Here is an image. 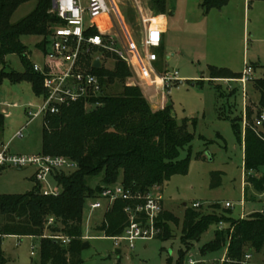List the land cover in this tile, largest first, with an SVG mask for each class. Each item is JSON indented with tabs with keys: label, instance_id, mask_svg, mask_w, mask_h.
I'll return each mask as SVG.
<instances>
[{
	"label": "rangeland",
	"instance_id": "1",
	"mask_svg": "<svg viewBox=\"0 0 264 264\" xmlns=\"http://www.w3.org/2000/svg\"><path fill=\"white\" fill-rule=\"evenodd\" d=\"M114 3L123 24L119 22L118 14L114 13L112 19L116 28L112 35L119 34L126 48L129 47L130 35L141 49L139 5L150 15V0H114ZM36 4L34 0L22 5L12 17V23L26 18ZM83 6H88V0H83ZM170 10L175 13L172 15ZM153 15L161 16L156 12ZM166 15L171 19L170 40L164 42L162 49L152 50L159 57L152 68L161 76L169 69L177 72L179 82L173 83L163 93L157 90L161 84L149 85L140 80L133 70V75L127 74L123 80L116 79L109 89L110 95L115 96L122 92L123 84L136 86L151 107L158 106L152 107L153 110H163L172 105L178 122L183 124L188 121L187 129L194 135V141L190 150L181 153L182 159L190 156L188 173L174 176L165 185L153 187L149 192H161L163 206L160 214L168 212L179 222H169L170 240H160L163 229L155 227L152 240L136 241L132 247L128 241L108 238L97 231L104 221L107 202L92 215L87 205L83 242L88 243V247L81 250L83 264H178L180 251L185 249L181 242L183 221L194 204L201 205L195 210L201 216L222 215L225 212L236 220L249 218L264 210V192L255 189L257 183H264V168L253 173L255 182L252 183L244 170L245 145L239 141L233 128V120L239 121L245 136V127L251 125L246 119V106L247 113L253 112L255 131L263 134V127L256 123L259 95L253 82L248 86L245 99L238 84L211 82L209 69V66H215L241 73L247 66L255 65L258 68L254 77H264V0H230L222 9H213L209 13L201 8V0H168ZM129 16L133 19L132 25ZM21 42L28 48L31 64L43 69L46 64L43 39L23 35ZM123 45L118 44L117 48L121 50ZM101 56L105 68L114 70V57ZM126 57L131 59L127 53ZM4 69L18 74L25 71L21 58L15 54L8 55L5 63L0 65V71ZM41 104L42 99L35 94L30 82L13 84L9 80L4 81L0 89V113L5 116V127L0 129V151L7 148L9 154L20 156L43 152L45 115L34 119L29 115L31 110L37 113ZM193 121L194 125L191 124ZM19 133L23 136L20 137ZM33 174V169L9 168L0 171V195H20L31 191L35 185ZM101 181V177L89 178L88 184L95 188ZM227 202L232 203L233 208H225ZM132 218L139 222L137 217ZM4 221L5 217L0 215V225ZM143 223H148V220ZM225 227L230 228L229 225ZM234 229L231 228V233ZM216 230L217 227L212 226L199 242L194 243L183 264H188L190 258L200 261L198 264H223L231 236L228 244H222L224 249L208 256L202 253L203 247L215 240ZM40 241L39 238L10 236L3 238L0 246L7 264H40ZM244 253L252 255L249 264H264V249L257 253L249 244Z\"/></svg>",
	"mask_w": 264,
	"mask_h": 264
},
{
	"label": "trees",
	"instance_id": "2",
	"mask_svg": "<svg viewBox=\"0 0 264 264\" xmlns=\"http://www.w3.org/2000/svg\"><path fill=\"white\" fill-rule=\"evenodd\" d=\"M34 0H0V65L8 55H18L24 65L23 74L13 71H0V89L5 80L13 84L30 82L35 94L46 96L44 76L34 70L29 59L28 48L21 42L23 35L39 36L43 39L42 48L46 51L48 38L60 20L54 13V0H36V8L26 18L13 24L12 17L24 4ZM230 0H201L205 13L213 9H222ZM151 10L166 15L168 0H150ZM130 21H133L129 16ZM92 27L86 36L99 35ZM162 47V45H161ZM161 47L159 49H161ZM111 55L116 61L114 70L91 68L96 56ZM87 66L97 75L104 88V96L98 99L99 105L86 108L84 103H75L63 108L58 114L45 116L43 130V152L52 157H63L76 165L73 171L57 173L54 180L60 188L58 196H45L34 177V188L20 195H0V215L5 221L0 225V244L5 237L39 238L41 249L40 264H83L81 250L83 242V224L87 205L101 198L106 187L122 185L131 191L134 198L117 200L105 212L104 221L97 231L108 238L122 237L129 227L131 216L128 208L134 210L137 220H147L144 213H136L139 205L145 204V198L156 186H163L177 175H186L190 156L181 158L194 141V135L188 131V121L180 124L174 115L172 105L163 110H153L140 88L123 84L122 92L110 95L109 87L116 80L133 75L128 64L115 53L94 48L86 55ZM105 62V61H104ZM254 70L258 67L251 66ZM129 72V73H128ZM211 79H238L228 69L210 67ZM212 82V81H211ZM259 95L257 119L264 114V77L253 81ZM252 114L246 109V119L251 125L243 135L239 121L233 120V128L239 141L245 145L244 170L254 183L253 173L264 168V137L255 131ZM241 122V121H240ZM195 124V121L191 122ZM5 127V116L0 113V129ZM264 130V123L262 125ZM190 150V149H189ZM6 170V169H2ZM0 170V171H2ZM101 177V183L93 188L89 178ZM106 185V187H104ZM215 186V185H214ZM255 189L264 192V183H257ZM183 221L181 242L185 249L180 251L178 264H183L186 255L195 242H199L208 230L215 226V240L205 245V256L222 249V244L230 246L224 264H242L246 255L245 248L260 253L264 249V213H255L249 218L233 219L225 212L222 215L201 216L192 208ZM53 219V224H50ZM179 220L168 212L156 219L155 226L163 229L160 240L171 238L169 222ZM229 225V229L220 230L219 225ZM148 224V223H145ZM235 227L233 233L231 228ZM70 238L63 244L49 236ZM0 264H7L0 246Z\"/></svg>",
	"mask_w": 264,
	"mask_h": 264
},
{
	"label": "built area",
	"instance_id": "3",
	"mask_svg": "<svg viewBox=\"0 0 264 264\" xmlns=\"http://www.w3.org/2000/svg\"><path fill=\"white\" fill-rule=\"evenodd\" d=\"M114 0H88V6H83V0H55L54 13L60 20L51 35L48 38L45 56L46 64L43 69L34 65V70L44 76V89L46 96H43L42 104L37 113L32 110L29 112L33 119L43 114H58L63 108L69 107L75 103H84L86 108L99 105L98 99L104 96V88L100 78L95 75L91 68L96 58H100L105 66L104 60L96 56L91 62V68L87 66L86 55L90 54L94 48H100L111 53H115L119 58L125 61L129 67H138L137 75L140 80L152 85L159 83L162 86V92L172 87V84L179 82L178 73L172 71L164 75H158L152 68L153 64L158 62L157 53L153 49H158L163 43L162 30L149 19L144 20L146 33L142 40L141 49L135 44L129 36V47L124 48L119 34L110 35L102 33L93 37H87L88 29L95 27L99 29L98 21L101 18H108L115 29L112 15L118 14V20L123 24L121 15L117 12ZM148 25V26H147ZM123 45L122 49L117 46ZM143 50V56L141 55ZM126 53L131 55L135 61L132 63L126 57ZM254 69L247 66L241 77L232 80H223L227 83H236L242 88L244 99L247 97L248 86L254 81ZM164 98V97H163ZM245 106V115H246ZM257 125L264 123V114L257 119ZM246 128V127H245ZM22 137L23 134L19 133ZM15 168L19 170L33 169L36 182L40 184L42 193L45 196H58L60 188L57 186L54 176L57 173L73 171L76 165L63 157H52L43 154L32 156L12 155L7 152V148L0 151V170ZM54 181V184L52 183ZM134 198L131 191L126 190L122 185L106 187L101 198L88 204L90 214L103 208L104 202H107V209L117 200L129 201ZM244 204V201L242 202ZM163 206V197L161 192L148 194L145 198V204L139 205L135 212L144 213L147 216L148 224L136 222L132 217H136L134 210L128 208L126 212L130 214L131 220L123 237L114 239L128 241L132 247L136 241H147L153 239L156 219L159 217ZM200 204H194L193 208H199ZM233 204L227 202L225 208H233ZM132 213V214H131ZM264 213V210L261 211ZM245 219V218H242ZM50 219V224H53ZM220 230L226 229L225 224L219 225ZM49 238L59 240L63 244L70 243V238L52 236ZM228 252V250H227ZM225 253L222 263L226 261ZM252 255L248 254L242 264H249ZM200 261L189 259L188 264H198Z\"/></svg>",
	"mask_w": 264,
	"mask_h": 264
},
{
	"label": "crops",
	"instance_id": "4",
	"mask_svg": "<svg viewBox=\"0 0 264 264\" xmlns=\"http://www.w3.org/2000/svg\"><path fill=\"white\" fill-rule=\"evenodd\" d=\"M139 8H140V15L138 16V22H139V26L141 27V32H142V40H143V37L145 36V33H146V26H145V23L146 22H144V20L146 21V20H150L151 22H153V24H155V25H157L161 30H162V32H163V43H162V47H161V49L163 48V45H164V42L165 43H168L169 42V40H170V36H169V34L171 33V19L167 16V15H161V16H157V15H153V11H151V10H149V12L151 13L150 15L149 14H147V13H145L144 12V9L143 8H141L140 7V5H139ZM170 13L173 15V13H175V11H173V10H170ZM132 21L130 22V24L132 25ZM125 25H126V23H125ZM98 26H99V31L100 32H102V33H109L110 35L113 33V30H115L114 28H113V25H112V23H111V21L108 19V18H101L99 21H98ZM127 26V25H126ZM148 26V25H147ZM116 28V27H115ZM127 28H128V26H127ZM177 31V30H176ZM130 36V35H129ZM131 37V36H130ZM132 38V37H131ZM132 40H133V38H132ZM142 40H141V42H140V46L142 45ZM134 41V40H133ZM142 47V46H141ZM123 48V47H122ZM124 48H126L125 46H124ZM127 49V48H126ZM159 49V48H158ZM156 53V52H155ZM141 55L143 56V50H142V52H141ZM158 59H159V57H158ZM170 59V57H168V60ZM131 61H132V63H135V61L131 58ZM159 61V60H158ZM210 67H215V66H209V69H210ZM216 68H218V67H216ZM130 69H131V71L133 72V70L136 72L137 71V69H138V67H137V65H136V67H130ZM229 70V69H228ZM169 71V73H171L173 70H171V69H169L168 70ZM245 71V70H244ZM243 71V72H244ZM175 72V71H174ZM243 72H241V73H235V74H240V75H242V73ZM254 72H255V70H254ZM137 73V72H136ZM159 75V74H158ZM223 80H232V79H211V81L212 82H225V81H223ZM227 83V82H226ZM182 84V83H181ZM157 90L158 91H161L162 92V88H161V86L160 87H157ZM164 103H165V105H166V101H165V98H164ZM163 103V104H164ZM164 106V105H163ZM152 107H154V108H158V106H152ZM34 188V187H33ZM13 237H15V236H13ZM17 238H20V237H17Z\"/></svg>",
	"mask_w": 264,
	"mask_h": 264
},
{
	"label": "water",
	"instance_id": "5",
	"mask_svg": "<svg viewBox=\"0 0 264 264\" xmlns=\"http://www.w3.org/2000/svg\"><path fill=\"white\" fill-rule=\"evenodd\" d=\"M93 67L95 69H102L103 68L102 60L100 58H96L95 61H94ZM104 187H106V185H104ZM86 247H88V243H84L82 245V249H84Z\"/></svg>",
	"mask_w": 264,
	"mask_h": 264
}]
</instances>
